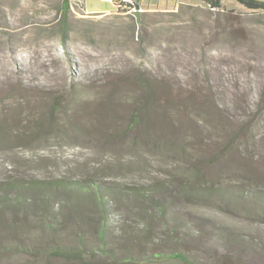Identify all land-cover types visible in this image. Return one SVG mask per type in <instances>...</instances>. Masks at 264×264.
<instances>
[{
  "label": "rangeland",
  "instance_id": "rangeland-1",
  "mask_svg": "<svg viewBox=\"0 0 264 264\" xmlns=\"http://www.w3.org/2000/svg\"><path fill=\"white\" fill-rule=\"evenodd\" d=\"M150 80L164 89L150 94ZM228 120L251 123L255 135L216 160ZM261 158L263 13L236 0H142L130 12L113 0H0V178L174 179L214 161L203 173L216 166L236 180L254 176ZM223 209L196 211L264 245V222ZM220 251L197 256L223 264ZM96 256L92 264L105 260ZM0 264L74 263L18 253Z\"/></svg>",
  "mask_w": 264,
  "mask_h": 264
},
{
  "label": "trees",
  "instance_id": "trees-1",
  "mask_svg": "<svg viewBox=\"0 0 264 264\" xmlns=\"http://www.w3.org/2000/svg\"><path fill=\"white\" fill-rule=\"evenodd\" d=\"M236 1L264 14V0ZM135 2L139 8V0ZM207 2L220 6V0ZM61 8L66 12L69 4L63 2ZM147 85L150 94L155 93L152 89H164L155 80ZM227 122L222 129L228 139L214 155L216 160L223 154L241 153L240 137L247 143L255 135L251 123ZM212 162H199L174 179L97 174L0 178V258L24 253L92 264L100 254L105 260L99 264L219 263L216 257L213 261L198 257L200 248L220 249L223 264L263 258L264 245L246 239L233 227L206 222L196 210L220 204L223 210L263 223L264 158L251 164L257 169L254 176L236 180L221 179L216 166L203 173L202 167Z\"/></svg>",
  "mask_w": 264,
  "mask_h": 264
},
{
  "label": "built area",
  "instance_id": "built-area-1",
  "mask_svg": "<svg viewBox=\"0 0 264 264\" xmlns=\"http://www.w3.org/2000/svg\"><path fill=\"white\" fill-rule=\"evenodd\" d=\"M115 2V7L119 10L130 12L136 11L134 4L136 3L135 0H113Z\"/></svg>",
  "mask_w": 264,
  "mask_h": 264
},
{
  "label": "crops",
  "instance_id": "crops-1",
  "mask_svg": "<svg viewBox=\"0 0 264 264\" xmlns=\"http://www.w3.org/2000/svg\"><path fill=\"white\" fill-rule=\"evenodd\" d=\"M142 1V0H139V2Z\"/></svg>",
  "mask_w": 264,
  "mask_h": 264
}]
</instances>
